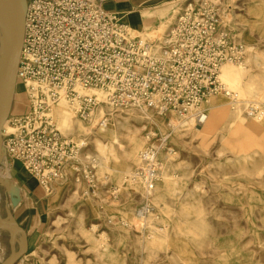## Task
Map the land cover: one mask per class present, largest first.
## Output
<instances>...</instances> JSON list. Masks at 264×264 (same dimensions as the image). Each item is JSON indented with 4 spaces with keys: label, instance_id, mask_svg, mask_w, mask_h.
I'll return each mask as SVG.
<instances>
[{
    "label": "rangeland",
    "instance_id": "obj_1",
    "mask_svg": "<svg viewBox=\"0 0 264 264\" xmlns=\"http://www.w3.org/2000/svg\"><path fill=\"white\" fill-rule=\"evenodd\" d=\"M215 1L221 3L225 24L230 25L244 46L242 61L231 64L247 65V48L251 47L258 57L251 62L248 75L252 76L255 87L261 86L264 15H255L258 12L255 6L261 2L264 9V1ZM115 3L118 6L111 8L121 13L129 29L128 12H131L129 16H142L136 30L152 33L144 41L161 52L164 37L186 0L152 4L117 0ZM132 36L142 39L140 33ZM222 81L229 95L211 96L198 108L205 117H210L213 111H208L207 102L224 101V108L217 111L213 134L201 135L191 129L189 135L178 138L168 123L171 117L180 121L179 117L174 113L159 117L150 109L114 111L101 105L96 122L86 123L76 117L88 133L63 137L77 144L78 140L84 142L80 162L94 160V186L76 180L71 165H66L63 176L50 182L49 190L45 191L23 163L3 162L1 171H7L9 176L0 174V178L18 188L20 202L13 207L4 186L0 185V217L12 216L18 225H28L31 214L38 213L36 223H41L28 234L24 229L28 251L18 264H264V187L258 185L259 181L264 183V123L257 124L254 120L257 115L264 117V94L245 92L242 98H237L245 104L241 111L245 120L231 128L225 127L230 111L223 110L229 108L236 92ZM24 89L21 84L16 88L10 117L26 112ZM103 116L107 120L105 125L114 120L123 123L122 139L128 129H138L144 141L136 156L140 165H135L131 174L122 179L111 170L115 161L98 164L95 132L99 126L97 117ZM188 117L199 128L193 112L180 119ZM9 125L10 122L6 132H10ZM160 135L167 137L163 144ZM148 144L160 148L162 176L147 196L144 185L134 180L133 175L141 166L140 153ZM166 174L172 181L162 191ZM26 188H34V195L41 198L36 205L32 198L26 197L21 203ZM9 238L10 232L0 227V262L9 255ZM20 240L21 235L16 232V250Z\"/></svg>",
    "mask_w": 264,
    "mask_h": 264
},
{
    "label": "built area",
    "instance_id": "obj_2",
    "mask_svg": "<svg viewBox=\"0 0 264 264\" xmlns=\"http://www.w3.org/2000/svg\"><path fill=\"white\" fill-rule=\"evenodd\" d=\"M221 7L215 0H186L154 56V46L132 36L120 13L102 0H27L16 83L25 88L27 110L9 116L10 132L2 130L0 166L23 163L45 191L66 165L76 180L95 185L94 160L81 164L82 145L64 138L49 115L60 99L75 104L76 117L86 123L96 122L101 105L150 109L159 117L174 113L178 120L193 112L195 121H203L199 106L211 96L229 95L219 78L222 65L239 63L243 55ZM89 90L103 91L105 104L83 92ZM97 120L99 126L106 122L105 116ZM166 139L160 135L161 144ZM159 151L148 144L133 175L147 196L162 176Z\"/></svg>",
    "mask_w": 264,
    "mask_h": 264
},
{
    "label": "bare ground",
    "instance_id": "obj_3",
    "mask_svg": "<svg viewBox=\"0 0 264 264\" xmlns=\"http://www.w3.org/2000/svg\"><path fill=\"white\" fill-rule=\"evenodd\" d=\"M264 1V0H263ZM264 3V2H263ZM262 3L260 2L259 5H256L255 7L258 8V12L255 13V15L258 14V17H262L264 15V9L260 6ZM254 10V9H253ZM252 10V11H253ZM256 10V9H255ZM123 12V11H122ZM125 12V11H124ZM129 14L126 15V20L129 21V26L131 34L140 33L143 40L146 37H150L152 33L149 31L143 30L138 31L136 30V23H138V20L142 18V16H129L131 15V12H128ZM121 14V13H120ZM123 18V17H122ZM260 22V21H259ZM131 24V25H130ZM133 32H132V30ZM0 43L2 45V36L0 34ZM2 51V49H1ZM248 63L247 65H238L235 66L231 63L223 64L220 73L219 78L220 80H224L227 82L231 88L235 90L236 93L234 94V100H231V104L229 108L224 109L223 111H230L227 119L225 120V127L232 126L236 122H243L245 120V117L242 115L241 111H244L242 100H239L237 98H242L245 94H252V95H258L263 93L264 94V83L261 84L259 87H255L254 82L252 79V76L248 75V72L250 70V64H252V61H255L258 57V54L253 52L251 50V47L248 46ZM152 54L154 56L160 55V49L157 47H154L151 50ZM223 82V81H222ZM224 84V83H223ZM225 85V84H224ZM20 84L17 85V90L19 88ZM226 86V85H225ZM85 92V91H83ZM88 93H94L99 97V100L101 101V104H105V94L101 90H89L86 91ZM241 103V104H240ZM225 106L224 101L222 100H210L207 102V108L210 112V117H205L203 121L200 122V125H196L199 128H195L193 119L185 118L180 121H177L174 117H171L169 126H172L173 134L181 138L185 135L190 134L191 129H195L196 131H199V133L205 134V133H212L215 131L216 126V115L218 114L217 111H221ZM107 106L105 105V108ZM223 107V108H222ZM102 108L101 106L98 108L99 114H101ZM252 115L253 113L250 112ZM49 115L54 120L56 127L58 131L65 136L69 135H75V136H82L84 134H87L88 131L85 130L80 123L76 121V106L75 104H71L65 99H60L56 102V104L52 105V107L49 110ZM133 118H137L135 116H132ZM254 120L257 124H263L264 123V117H261V115H257L254 117ZM10 122V119H8L4 126H3V132H6L8 129V124ZM94 122V121H93ZM107 122V120H106ZM105 122V123H106ZM198 123V122H197ZM123 123L120 120H114L110 124H103L100 125L95 132L96 134V140H95V146L98 154V164L102 165V162H107L111 160L112 162L115 161V166L111 168V170L117 174L119 178H125L131 174V170L135 165H140V162L137 161L136 156L141 148L144 146V141L140 135V131L138 129H128L127 133L123 135V139L121 138L122 132L120 131L123 128ZM214 133V132H213ZM212 133V134H213ZM104 140L102 142L101 140ZM146 141V140H145ZM79 144H84L83 141L78 140ZM125 144V146H124ZM142 150V149H141ZM121 152V155L117 157V153ZM100 161V163H99ZM138 162V163H137ZM0 174H2L5 178H8V173L2 172L0 168ZM166 181L163 182L162 191H164V188L166 189L167 184L172 181L169 178V175L166 174V177L164 178ZM258 185L260 187H264V183L261 181L258 182ZM49 190V189H48ZM22 259H20L16 264L20 263Z\"/></svg>",
    "mask_w": 264,
    "mask_h": 264
},
{
    "label": "water",
    "instance_id": "obj_4",
    "mask_svg": "<svg viewBox=\"0 0 264 264\" xmlns=\"http://www.w3.org/2000/svg\"><path fill=\"white\" fill-rule=\"evenodd\" d=\"M25 15L26 1L0 0V34L2 36V45L0 43V164L3 157L2 130L10 116L15 95L17 71L24 40ZM0 185L4 186L13 207H16L20 202L18 188L1 178ZM0 227L10 232L8 241L10 252L0 264H15L28 251L27 234L12 216L8 219L0 217ZM16 232L21 235L17 250L14 246Z\"/></svg>",
    "mask_w": 264,
    "mask_h": 264
},
{
    "label": "crops",
    "instance_id": "obj_5",
    "mask_svg": "<svg viewBox=\"0 0 264 264\" xmlns=\"http://www.w3.org/2000/svg\"><path fill=\"white\" fill-rule=\"evenodd\" d=\"M115 1L117 0H102V2H105V6L108 8V9H112L111 6H114V8H116V6H118V4L115 3ZM131 1H138V2H141V3H162L164 1H168V0H131ZM113 4V5H112ZM116 5V6H115ZM121 8V7H120ZM112 10H115V9H112ZM117 11V10H116ZM118 12V11H117ZM120 13V12H118ZM15 98V97H14ZM13 102H14V99H13ZM34 188L28 190L27 188L25 189V191H22V197H21V203L26 199V198H32V201H33V204L36 205L38 203V201H40L41 198H39L37 195L35 196L34 195V192H33ZM26 197V198H25ZM31 200V199H30ZM39 217L38 213H32L31 214V218H30V223L28 225H24V224H20L19 223V226H21L23 229L26 230L27 234L28 232L30 231V229H36L38 227V224H41V223H36L37 222V218Z\"/></svg>",
    "mask_w": 264,
    "mask_h": 264
}]
</instances>
